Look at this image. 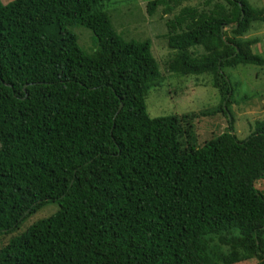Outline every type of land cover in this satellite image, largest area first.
Wrapping results in <instances>:
<instances>
[{
	"label": "trees",
	"instance_id": "1",
	"mask_svg": "<svg viewBox=\"0 0 264 264\" xmlns=\"http://www.w3.org/2000/svg\"><path fill=\"white\" fill-rule=\"evenodd\" d=\"M110 1L0 0V234L58 205L0 248V264H264V119L237 138L226 73L264 68L245 38L264 11L145 0L149 16H172L169 72L209 76L228 119L183 147L179 118L146 110L162 82L150 43L115 31Z\"/></svg>",
	"mask_w": 264,
	"mask_h": 264
},
{
	"label": "rangeland",
	"instance_id": "2",
	"mask_svg": "<svg viewBox=\"0 0 264 264\" xmlns=\"http://www.w3.org/2000/svg\"><path fill=\"white\" fill-rule=\"evenodd\" d=\"M14 0H1L7 4ZM210 4L207 5V2ZM221 0H180L178 12L183 7L197 9H211L212 5ZM257 9L264 11V0H247ZM120 0H111L105 10L113 19L115 31L125 40L137 42L148 41L153 58L157 62L158 70L162 76L159 87L151 89L146 99V110L151 117L176 116L179 118L180 135L178 137L183 147L188 145L190 131L197 147L219 134L227 131L228 119L221 113L222 99L218 90L209 83V76H180L169 72V63L172 53L166 46L165 22L172 16H162L160 8L154 16L146 12L145 0H129L120 3ZM121 5V6H120ZM177 10L171 13L175 14ZM177 12V13H178ZM164 15V14H163ZM79 30V33H83ZM245 38L254 42L252 50L264 58V23L253 24L251 31ZM94 39V38H93ZM243 39V38H242ZM94 41L85 34L80 36L79 44L85 52L90 53L95 48ZM170 61V62H169ZM236 90L229 109L233 112V130L239 140H244L250 132V124L254 120L264 119V68L247 66L236 70H227ZM249 126V127H248ZM264 196V180L255 184ZM58 205L52 203L27 217L11 234H0V248L14 236L20 235L36 221L46 218L56 212ZM239 264H256V260Z\"/></svg>",
	"mask_w": 264,
	"mask_h": 264
}]
</instances>
